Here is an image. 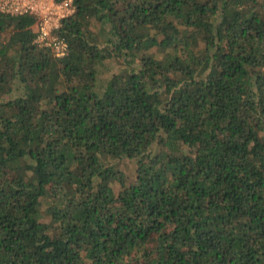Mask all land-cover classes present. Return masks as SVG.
I'll use <instances>...</instances> for the list:
<instances>
[{"label":"trees","instance_id":"1","mask_svg":"<svg viewBox=\"0 0 264 264\" xmlns=\"http://www.w3.org/2000/svg\"><path fill=\"white\" fill-rule=\"evenodd\" d=\"M72 4L0 10V264H264V0Z\"/></svg>","mask_w":264,"mask_h":264},{"label":"built area","instance_id":"2","mask_svg":"<svg viewBox=\"0 0 264 264\" xmlns=\"http://www.w3.org/2000/svg\"><path fill=\"white\" fill-rule=\"evenodd\" d=\"M0 10L14 14H32L35 21V41L51 48L56 56L67 51V43L59 35L61 20L74 10L72 0H0Z\"/></svg>","mask_w":264,"mask_h":264},{"label":"rangeland","instance_id":"3","mask_svg":"<svg viewBox=\"0 0 264 264\" xmlns=\"http://www.w3.org/2000/svg\"><path fill=\"white\" fill-rule=\"evenodd\" d=\"M35 29V27H34ZM4 39V36H2V40ZM114 165L120 169V170H123L128 178L127 180L130 181L131 179H133V176H134V170H135V162L133 160H130V159H120V160H116ZM115 188L118 190L119 188V185L116 184L115 185ZM45 206V203L43 202L42 204V207L44 208Z\"/></svg>","mask_w":264,"mask_h":264},{"label":"clouds","instance_id":"4","mask_svg":"<svg viewBox=\"0 0 264 264\" xmlns=\"http://www.w3.org/2000/svg\"><path fill=\"white\" fill-rule=\"evenodd\" d=\"M3 12H5V11H3ZM6 13H8V12H6ZM9 14H11V13H9ZM11 15H14V14H11ZM34 27H35V24L32 26L33 30H35Z\"/></svg>","mask_w":264,"mask_h":264}]
</instances>
